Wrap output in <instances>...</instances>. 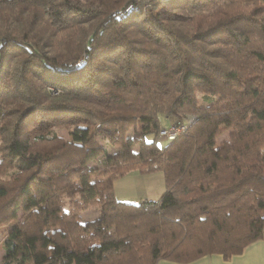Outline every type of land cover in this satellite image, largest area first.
Listing matches in <instances>:
<instances>
[{"label":"trees","instance_id":"trees-1","mask_svg":"<svg viewBox=\"0 0 264 264\" xmlns=\"http://www.w3.org/2000/svg\"><path fill=\"white\" fill-rule=\"evenodd\" d=\"M0 150L2 264L240 254L264 237V0H0ZM131 170L161 171L160 197L117 199Z\"/></svg>","mask_w":264,"mask_h":264},{"label":"rangeland","instance_id":"rangeland-1","mask_svg":"<svg viewBox=\"0 0 264 264\" xmlns=\"http://www.w3.org/2000/svg\"><path fill=\"white\" fill-rule=\"evenodd\" d=\"M38 3H44L48 0H36ZM74 2L76 0H73ZM53 93L56 94L57 91L53 90ZM197 100L199 103H201V93L196 92ZM85 104V103H84ZM191 116H187V118H190ZM171 120V119H170ZM163 126L159 130V135L161 138H168L167 135L162 134V129L169 128L173 123L171 121L165 122L163 118L161 119ZM141 127H143L142 121H139L137 124V129L140 130ZM56 134L61 136L63 139L67 141H74L79 142L82 139L84 127L80 124L77 125H67V126H60L54 128ZM142 130V129H141ZM232 129L231 128H223L221 127L220 132L215 137V145L214 148H217L221 146L223 143H227L230 141V133ZM133 133V128L130 129L128 132V135H131ZM146 139H149L151 137V134H148L145 136ZM99 142H103L104 139L101 138V135L98 134L96 136ZM158 139V144L162 146L165 143L164 139ZM114 150H117L116 147H107V152L110 154ZM2 155V150H0V157ZM101 158H103L102 155L98 156L96 159H92L88 161V164L91 165H100ZM9 162L7 160L4 162L5 168H7ZM10 166V165H9ZM0 168H2V165L0 163ZM13 168H16L13 164ZM38 172L44 176V177H50L49 170L46 166L43 164L39 165V168L37 169ZM0 170V175H2L3 178H6L8 173L11 172L10 168ZM113 193L116 196L117 199L122 201H129V202H137L143 199H152L156 200L160 197L162 192L164 191V176L161 171H153V172H140L138 170H131L126 172L124 175L117 178L112 187ZM63 201L68 202V198L65 194V192L62 195ZM20 213V210H16L14 213V218L18 216ZM81 221L89 220L92 218H95L98 215V206L95 204H90L85 207V209L81 210L79 212ZM10 219L5 224H0V264H2V257L4 253V238L7 234L8 226L12 225L15 220Z\"/></svg>","mask_w":264,"mask_h":264},{"label":"crops","instance_id":"crops-1","mask_svg":"<svg viewBox=\"0 0 264 264\" xmlns=\"http://www.w3.org/2000/svg\"><path fill=\"white\" fill-rule=\"evenodd\" d=\"M157 264H264V237L247 245L240 254L228 260H224L219 254H210L190 262L160 259Z\"/></svg>","mask_w":264,"mask_h":264},{"label":"built area","instance_id":"built-area-1","mask_svg":"<svg viewBox=\"0 0 264 264\" xmlns=\"http://www.w3.org/2000/svg\"><path fill=\"white\" fill-rule=\"evenodd\" d=\"M186 127L183 125H171L169 128H163L162 134L167 135L168 138H173L175 135H177L180 131L184 130Z\"/></svg>","mask_w":264,"mask_h":264}]
</instances>
